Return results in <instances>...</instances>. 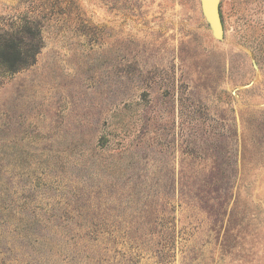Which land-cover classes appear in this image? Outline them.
I'll return each instance as SVG.
<instances>
[{
	"label": "rangeland",
	"instance_id": "obj_1",
	"mask_svg": "<svg viewBox=\"0 0 264 264\" xmlns=\"http://www.w3.org/2000/svg\"><path fill=\"white\" fill-rule=\"evenodd\" d=\"M218 3L0 0V264H264V0Z\"/></svg>",
	"mask_w": 264,
	"mask_h": 264
},
{
	"label": "water",
	"instance_id": "obj_2",
	"mask_svg": "<svg viewBox=\"0 0 264 264\" xmlns=\"http://www.w3.org/2000/svg\"><path fill=\"white\" fill-rule=\"evenodd\" d=\"M201 12L212 29L213 36L222 35V22L219 12L218 0H200Z\"/></svg>",
	"mask_w": 264,
	"mask_h": 264
},
{
	"label": "trees",
	"instance_id": "obj_3",
	"mask_svg": "<svg viewBox=\"0 0 264 264\" xmlns=\"http://www.w3.org/2000/svg\"><path fill=\"white\" fill-rule=\"evenodd\" d=\"M35 31H36V33H37V28H36ZM35 31H34V33H32L33 35H35ZM38 49H39V47H37V45H36V47L33 48V49L31 50V55H32V57H31V55H30V58H33V56H35V54L38 53V52H37ZM16 56H17V57H20V51H16ZM10 68H11V70H17V69L20 68V67H16V66L12 65V66H10Z\"/></svg>",
	"mask_w": 264,
	"mask_h": 264
}]
</instances>
